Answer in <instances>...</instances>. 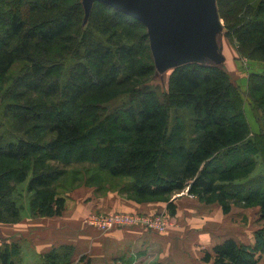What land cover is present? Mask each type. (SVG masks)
<instances>
[{"label":"trees","instance_id":"1","mask_svg":"<svg viewBox=\"0 0 264 264\" xmlns=\"http://www.w3.org/2000/svg\"><path fill=\"white\" fill-rule=\"evenodd\" d=\"M217 10L225 37L240 54L264 61V0L236 24L221 12L219 0ZM84 19L80 0H0V79L9 82L3 116L20 120L29 108L32 122L44 124L52 134L43 142L0 133V158L9 162L0 169V223L20 220L23 204L13 192L25 181L31 216L60 214L64 196L54 192V185H61V178L85 161L97 164L86 169L130 176L135 201H166L171 213V196L185 190L204 203L218 202L224 212L233 205L260 206L264 218V173L248 176L254 169L248 153H264V131H248L224 68L199 62L176 66L164 102L143 85L138 101L123 115L101 118L98 111L104 108L95 96H106L134 76H150L155 68L139 59L148 41L143 23L100 1L93 2L85 27ZM120 26L131 29L130 41L119 37ZM14 63L20 70L12 77L8 73ZM253 77L264 83L263 74ZM31 89L40 90L44 103L27 102ZM57 98L59 105L81 106L87 119L82 113L79 121L72 113L60 112L56 120H48V100L55 99L51 102L55 107ZM184 108L191 111L188 118L171 119V110ZM169 151L179 155L166 159ZM230 156L231 161L220 167L219 162ZM73 173L78 175V168ZM19 254V244L0 243L1 264H19ZM72 254L73 247L63 245L41 255L37 264H73ZM203 259H212L213 264H264V227L255 231L252 245L227 238Z\"/></svg>","mask_w":264,"mask_h":264},{"label":"crops","instance_id":"2","mask_svg":"<svg viewBox=\"0 0 264 264\" xmlns=\"http://www.w3.org/2000/svg\"><path fill=\"white\" fill-rule=\"evenodd\" d=\"M120 1L136 7L143 0ZM214 9L217 13L215 0H192L183 5L180 0H156L147 13L155 32H166L168 39H183L181 35L188 32L192 41L207 40L198 53L204 55L213 49L214 62L230 72L235 69V62L231 63L234 49L227 47L224 31L203 37ZM170 201L174 213L166 201L138 202L115 192H100L95 186L80 185L64 196V208L58 215L31 216L26 211L16 222L0 223V243L19 244V264H37L41 255L63 245L73 247V264H213L203 255L212 253L214 245L227 238L239 245H252L255 231L264 227L257 206L233 205L224 212L218 202L204 203L186 191L173 194ZM248 208L255 209L253 219L247 220ZM113 211L161 214L170 223L164 230L137 225L102 231L87 221L90 216ZM80 256H84L82 261Z\"/></svg>","mask_w":264,"mask_h":264},{"label":"rangeland","instance_id":"3","mask_svg":"<svg viewBox=\"0 0 264 264\" xmlns=\"http://www.w3.org/2000/svg\"><path fill=\"white\" fill-rule=\"evenodd\" d=\"M216 6H217V0ZM261 2L263 0H219L220 10L223 14L229 16L233 19L234 24L241 22L247 16H250L255 11V5L257 2ZM84 11L85 5L88 6L90 4V0H80ZM219 15V29L225 31L224 29V21L223 18L220 16L219 11L217 10ZM264 17V13L262 14ZM261 16V17H262ZM133 18V17H132ZM135 19V18H133ZM138 22H141L139 19H135ZM143 23V22H141ZM83 26L86 25V20L83 21ZM147 29V27H146ZM119 37L122 40L128 42L131 39V29L127 26H120L117 29ZM150 39L148 37L147 47L144 49H140L142 56L139 57L140 61L143 63L151 62L154 65V72L150 76H134L131 80H128V84H124L122 86L116 87L113 91L104 96V97H97L95 96V101H100L101 106L104 108L103 111L100 112L101 118H104L105 115L111 114H120L123 115L124 111L130 104H135L138 101V95H140L139 91L140 87L143 85H147L151 89L155 90L156 95L161 101H165V94L168 91V81L171 71L173 69L174 62L181 60L182 58L187 59H197L199 61L211 60L207 56L197 55V56H163V55H155L153 54V50L150 46ZM149 45V46H148ZM226 45L229 48L234 49V55L232 57L231 63L235 62V69L233 68L230 72L224 66V70L229 77V80L232 84V89L236 94V99L238 100V104L242 108V111L245 115L248 131L251 134H258L264 131V83L257 78H254V74H263L264 75V61H257L251 60L246 58L245 56L241 55L238 51L236 44L231 42L230 40L226 39ZM231 60V59H230ZM66 64L63 67V74H62V81L64 82L65 73L68 69L70 61L65 62ZM20 64L14 63L11 67L8 74H11L12 77L17 73H19ZM126 82V83H127ZM9 82L6 79H0V133H10L13 136H23L29 138H36L42 139L43 142L48 141L50 136L52 135L50 131H47L44 128V124H40L37 122H32L29 118V115H32L33 111H31L27 106L25 107L28 109L27 116L22 119L13 120L11 117H4L2 110H4L3 105L5 103V92L6 87ZM156 85L158 87H156ZM29 94L27 96V102L36 101L38 104L44 103L43 94L38 89H31L28 90ZM58 96L62 99V93L58 94ZM54 102L55 107L51 106V102L55 99H49L48 102L50 103V107L46 111V117L48 120H56V117L61 113H72L77 120L80 119H87L86 114H83L84 110H80L81 106L72 108L70 105H59L57 102ZM91 98V97H89ZM91 100V99H90ZM34 105V104H33ZM22 106H24L22 104ZM35 107V106H34ZM82 111V112H81ZM97 112V113H98ZM190 110L187 108L179 109L178 112L171 110L170 117L171 119L175 116L182 115L186 116L187 118L190 115ZM48 113V115H47ZM84 115V118H80V115ZM17 116V112L15 113ZM45 116V115H44ZM81 116V117H82ZM27 118V119H26ZM27 131H31L30 133ZM187 135H190L189 131H186ZM93 140V136L91 139ZM179 155L178 152L169 151V155L166 159L173 160L177 158ZM251 161L253 162L254 169L248 174L249 177L259 175L264 173V153H254L253 150L248 153ZM165 157V156H164ZM165 159V160H166ZM231 156L221 160L219 162V166H223V164H228L231 160ZM160 161V160H159ZM167 161V160H166ZM8 160L0 158V169L4 168L8 164ZM97 167V164H91L89 161H85L84 163L78 165H74L73 170L70 172L68 176H64L61 178V185L57 183L54 185V192L57 194H61L63 196L67 195L68 192L77 188L80 185H88V186H95V188L99 189L100 192L103 191H111L124 196L128 199L135 200L132 198V194L129 187H132L131 182L132 178L130 176H118L115 174L110 173L109 171L104 170H96V169H86L85 167ZM75 168H78V175L74 174ZM83 168V169H82ZM99 175V176H98ZM98 176V177H96ZM90 177V180L88 179ZM85 181L88 183L86 184ZM26 181L22 182L18 186H16L13 195L18 198L19 203L23 204L21 215H23L26 211H29V198L30 194L26 192ZM185 191V190H184ZM179 193V192H177ZM176 194V193H174ZM140 202V201H138ZM147 202V201H142ZM238 207H242L237 205ZM251 208H256V206H249ZM260 208V206H257ZM247 209V220L253 219L255 209ZM113 212H120V211H113ZM128 212V211H125ZM109 213V212H107ZM105 214V213H104ZM102 215V214H101Z\"/></svg>","mask_w":264,"mask_h":264},{"label":"water","instance_id":"4","mask_svg":"<svg viewBox=\"0 0 264 264\" xmlns=\"http://www.w3.org/2000/svg\"><path fill=\"white\" fill-rule=\"evenodd\" d=\"M95 1H100L103 3H106L107 5L113 7L114 9H117L119 11H122L126 13L127 15L139 19L143 24L147 27V33L148 37L150 39V46L151 49L153 50V54L155 55H163V56H197L199 55L198 51L200 47L204 46L206 44L207 40H197V41H192L190 37V34L188 32H184L181 36L186 38V39H168L167 38V33L162 32L158 33L155 32V24L149 19V13H147L148 9L154 4L156 0H143L138 6L133 7L129 5L128 3L122 2L120 0H90V4L88 6L85 5V20L88 17V14L90 12L91 6L93 2ZM171 1V0H170ZM182 1V5L184 2L187 3H192V0H180ZM205 2L213 3L214 0H204ZM214 8V6H213ZM213 19L211 24L208 26L205 24V27L208 26V31L204 33L207 37L208 35H214L220 31L218 25L219 23V18L218 14L216 13V10H213ZM169 22V21H168ZM167 22V23H168ZM166 23V24H167ZM165 26L162 25L160 28L163 29ZM170 28V26H169ZM188 34V35H187ZM172 35V34H169ZM176 35V34H175ZM187 52H193L192 54H188ZM212 53H214L213 49H210L207 53L204 55L209 57L211 60L205 61H199L197 59H187V58H182L181 60L174 62V67L179 66L181 64L185 63H190V62H199L202 64H207V65H214L218 66V63L214 62V59H212ZM201 55V54H200ZM203 55V56H204ZM213 60V61H212Z\"/></svg>","mask_w":264,"mask_h":264},{"label":"built area","instance_id":"5","mask_svg":"<svg viewBox=\"0 0 264 264\" xmlns=\"http://www.w3.org/2000/svg\"><path fill=\"white\" fill-rule=\"evenodd\" d=\"M87 221L92 225H96L102 231L137 225H144L148 228L164 230L170 223L169 219L161 214L141 215L125 211L93 215L88 217Z\"/></svg>","mask_w":264,"mask_h":264}]
</instances>
